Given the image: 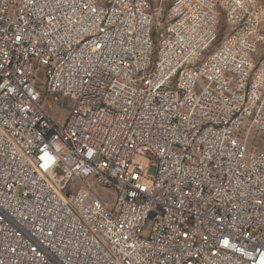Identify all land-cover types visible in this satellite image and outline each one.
Instances as JSON below:
<instances>
[{"label": "built area", "instance_id": "obj_1", "mask_svg": "<svg viewBox=\"0 0 264 264\" xmlns=\"http://www.w3.org/2000/svg\"><path fill=\"white\" fill-rule=\"evenodd\" d=\"M263 138L262 0H0V264H264Z\"/></svg>", "mask_w": 264, "mask_h": 264}, {"label": "rangeland", "instance_id": "obj_2", "mask_svg": "<svg viewBox=\"0 0 264 264\" xmlns=\"http://www.w3.org/2000/svg\"><path fill=\"white\" fill-rule=\"evenodd\" d=\"M262 1L264 3V0H262ZM227 30H228V27H227V25L225 23V20L223 19L222 22H221V29H220L219 38L217 40V43L211 49V51H213L220 44V42L222 41V39L226 35ZM68 106H70V100L68 101V103L65 104V108L63 107L64 109L60 107L59 110L53 114L54 119L56 121H58L60 124H63L65 119H66V111L68 109ZM258 149L260 151L264 150V138L261 139V142H260V145L258 146ZM154 171H155V168L152 167L151 168V174H153Z\"/></svg>", "mask_w": 264, "mask_h": 264}]
</instances>
